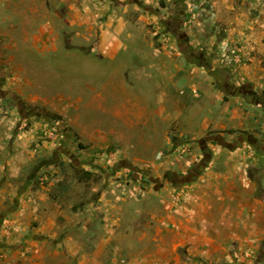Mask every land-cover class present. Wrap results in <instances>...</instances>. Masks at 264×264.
Listing matches in <instances>:
<instances>
[{
	"label": "rangeland",
	"instance_id": "rangeland-1",
	"mask_svg": "<svg viewBox=\"0 0 264 264\" xmlns=\"http://www.w3.org/2000/svg\"><path fill=\"white\" fill-rule=\"evenodd\" d=\"M8 1L18 0H0L1 15L10 18L11 9H6ZM49 12L47 20L34 19V24L28 27L22 25L24 21L19 16L14 15L4 23L0 19V29L11 30L16 35L19 47L24 50L17 56L24 62L25 76L39 86L37 93L48 97L64 95L66 100L77 102L58 106L60 110L66 108L65 114L46 107L25 108L33 115L47 117L48 129L53 135L55 129L65 133L63 151L53 155V148L45 157L39 153L42 141L54 143L53 139L51 136L34 139L30 149L34 156L32 178L37 175L40 178L34 182V193H44L49 211H63L56 223L64 227V236L78 229L82 245L95 240L111 241L108 249H78V257L97 256L106 264H224L227 257L237 263L264 264L261 257L250 263L241 260L255 252L252 242H256L259 235L253 229L242 230L240 242L235 239L223 247L226 245L224 238L233 234L217 233L216 228L232 222L228 210L211 207L206 216L199 210L194 217L187 208L180 206L181 203L173 206L178 197L186 193L184 186L189 180L183 177V168L191 156L197 155L199 160H210L214 156L209 151L197 153L193 143L211 148L232 144L240 132L233 128L216 129L211 125L202 141L194 140L204 121L223 107L211 103V97L202 91L193 93L192 90L193 84L204 80V72L198 71L194 64L211 66L213 58L223 64L216 46L219 40L211 39L202 44V48L211 53L210 57L172 58L166 54L164 43L154 37L152 25L138 24L122 36L127 49L109 58L100 56L93 42L77 37L76 32H83L85 27L66 26L63 8L54 7ZM54 12L63 18L56 17ZM203 12L205 21L207 11ZM203 21L209 34L208 26L211 25ZM49 23L60 36L58 50L40 52L24 41L22 31L25 27L34 32L37 27ZM127 33L134 39H127ZM3 44L0 42V52ZM106 86H112L113 90ZM99 93L101 97L94 99ZM186 106L191 112L175 118L176 109ZM9 116L8 107L0 106V138L6 139L10 134L8 129L16 122ZM4 119L8 125L3 123ZM33 127L32 122H26L22 133L32 134ZM8 140L9 137L5 141ZM260 187L257 186L258 194L262 193ZM243 189L247 192L250 186H243ZM103 194L110 203L102 201ZM207 196L213 204L221 203L213 193ZM37 200L43 204L41 199ZM76 213L79 215L75 217ZM200 216L206 217L205 220ZM251 219L242 216V225L264 226V218ZM202 224L209 228L206 234L191 229H200ZM206 236L210 239L208 247L201 241V237Z\"/></svg>",
	"mask_w": 264,
	"mask_h": 264
},
{
	"label": "crops",
	"instance_id": "crops-1",
	"mask_svg": "<svg viewBox=\"0 0 264 264\" xmlns=\"http://www.w3.org/2000/svg\"><path fill=\"white\" fill-rule=\"evenodd\" d=\"M7 3L6 9H11V16L1 15L0 10L1 21L11 20L15 15L21 17L24 21L22 25L27 27L34 24V19L47 20L51 8H63L66 26L85 27L83 32H76L77 37L93 42L96 52L109 58H115L121 50L127 49L122 36L138 24L143 27L152 25L154 37L164 43L166 54L172 58L210 57L211 53L202 48V44L211 39L242 48L245 61L240 67L237 65V69L225 68L215 58L210 61L211 66L190 63L204 72V80L192 85L193 93L202 91L211 97V103L223 106L204 121L194 140L202 141L211 125L216 129L233 128L240 132L232 144H218L211 148L193 143L197 153L205 154L203 151L206 150L214 156L210 160L191 156L190 162L183 168L185 178L189 180L184 186L186 193L179 196L173 206L181 203L180 206L187 208L194 217L199 210L206 216L211 207L228 210L232 224H219L216 228L217 233L233 234L224 238L226 245L223 247L226 248L235 239L240 242L242 230L253 229L259 235L257 241L252 242L255 252L253 256L241 260L250 263L261 257L264 261V236L260 235L264 234V226L241 223L244 215L250 221L253 217L264 218V0H18ZM203 11H207L205 21ZM54 14L63 18L58 12ZM202 21L211 25L208 26L211 34H208L209 30L202 25ZM27 27L22 31L26 43L29 42L40 52L58 50L60 36L52 24L41 25L34 32H29ZM126 37L134 39L130 33ZM16 38L11 30L4 32L0 29V42L4 43L0 52V106H7L8 113L16 121L13 128L7 131L10 133L6 135V139L10 138L9 142L0 138V264H106L97 256L80 258L77 250L83 247L108 249L111 241L95 240L82 245L77 236L78 226L74 227L77 230H71L64 236V227L56 223L63 211H49L50 208L46 207L50 205L46 203L44 193H34V182L40 179L38 175L32 178L34 156L30 149L34 139L49 136L53 139L54 143L42 141L39 153L45 157L53 148V155L63 151L65 133L55 129L56 134L53 135L49 132L47 117L33 113L23 115L19 108L46 107L55 113L65 114L66 108L60 110L58 106H64L66 102L75 105L77 102L66 100L64 95L48 97L36 92L39 86L25 76L24 62L17 56L24 50L19 47ZM109 88L113 90L112 86ZM101 95L96 94L94 99ZM191 110L188 106L178 107L175 118ZM26 122H32V134L22 133ZM3 123L9 124L5 119ZM50 130L54 129L50 127ZM61 155L63 158L62 152ZM82 166L85 167L84 164ZM243 186H250V190L246 192ZM257 186H261L262 193L258 194ZM209 192L217 196L221 203L210 202ZM37 199H41L43 204L37 203ZM102 201L110 203L105 194ZM200 227L191 229L200 234L209 232L205 225ZM209 240L207 236L201 237L207 247ZM243 263L227 257L224 264Z\"/></svg>",
	"mask_w": 264,
	"mask_h": 264
},
{
	"label": "built area",
	"instance_id": "built-area-1",
	"mask_svg": "<svg viewBox=\"0 0 264 264\" xmlns=\"http://www.w3.org/2000/svg\"><path fill=\"white\" fill-rule=\"evenodd\" d=\"M216 46L219 53V60L225 68H232L238 65L244 58L243 51L239 46L232 47L230 45H223L220 42Z\"/></svg>",
	"mask_w": 264,
	"mask_h": 264
},
{
	"label": "flooded vegetation",
	"instance_id": "flooded-vegetation-1",
	"mask_svg": "<svg viewBox=\"0 0 264 264\" xmlns=\"http://www.w3.org/2000/svg\"><path fill=\"white\" fill-rule=\"evenodd\" d=\"M19 110H20V112H21L23 115H27V116L32 115V112H31L30 110L26 109L24 106H21V107L19 108ZM203 152H204L205 154L207 153L206 150H204ZM183 177H185V176H183ZM179 178H180V177H179Z\"/></svg>",
	"mask_w": 264,
	"mask_h": 264
}]
</instances>
